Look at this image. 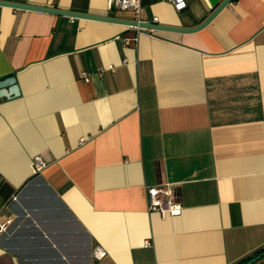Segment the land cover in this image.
Instances as JSON below:
<instances>
[{"label": "crops", "instance_id": "crops-1", "mask_svg": "<svg viewBox=\"0 0 264 264\" xmlns=\"http://www.w3.org/2000/svg\"><path fill=\"white\" fill-rule=\"evenodd\" d=\"M10 1L133 19L107 0ZM220 1L141 0L139 18L189 27ZM160 181L176 186L180 214L148 209ZM8 215L0 264H240L261 252L264 0H231L192 32L0 4Z\"/></svg>", "mask_w": 264, "mask_h": 264}, {"label": "built area", "instance_id": "built-area-1", "mask_svg": "<svg viewBox=\"0 0 264 264\" xmlns=\"http://www.w3.org/2000/svg\"><path fill=\"white\" fill-rule=\"evenodd\" d=\"M170 2L173 7L180 11L184 7H186V0H166ZM108 8H112L113 6L119 7L121 9L130 8L133 13V19L140 20V9H141V0H107ZM139 27V26H136ZM135 38V37H134ZM133 39H129L124 37L125 42H130ZM126 59H124L125 61ZM108 68L113 69L114 65L108 64ZM99 73H102L100 71ZM81 76L83 80H90V75L86 71H82ZM42 160L39 157L34 159V170L39 169L42 165ZM147 194V202L148 209L158 211L161 214H170V215H178L182 211V204L179 199V195L176 190V186L172 183L166 181H160L153 185H148L146 187ZM12 198H16V196H12ZM14 217L12 215H8L6 217L0 218V232H5L9 229L12 224ZM147 244L148 241L146 240ZM104 254V250L97 245L93 250L94 256H102Z\"/></svg>", "mask_w": 264, "mask_h": 264}, {"label": "water", "instance_id": "water-1", "mask_svg": "<svg viewBox=\"0 0 264 264\" xmlns=\"http://www.w3.org/2000/svg\"><path fill=\"white\" fill-rule=\"evenodd\" d=\"M231 0H221L207 15V17L203 20H201L200 23H197L196 25L185 27V26H173V25H165L160 24L157 22H151V21H143L142 20H135V19H127V18H121V17H114L109 15H97L93 13H86V12H77V11H71L66 9L46 6V5H35V4H29V3H22L17 1H10V0H0V4L10 5L14 7H22V8H30V9H36V10H44V11H50L54 13H61L71 16H83V17H89V18H95V19H103V20H109V21H115L120 22L123 24H130L131 26H139V27H146V28H157V29H168V30H175V31H182V32H192V31H198V29L205 26L211 19L216 15V13L224 7L228 2ZM264 256V250L259 252L258 254L252 256L248 260L240 263V264H250L257 260L259 257Z\"/></svg>", "mask_w": 264, "mask_h": 264}, {"label": "trees", "instance_id": "trees-1", "mask_svg": "<svg viewBox=\"0 0 264 264\" xmlns=\"http://www.w3.org/2000/svg\"><path fill=\"white\" fill-rule=\"evenodd\" d=\"M158 173H159V175L161 176V169H160V167L158 168ZM262 250H264V249H262ZM249 258H251V257H249Z\"/></svg>", "mask_w": 264, "mask_h": 264}]
</instances>
